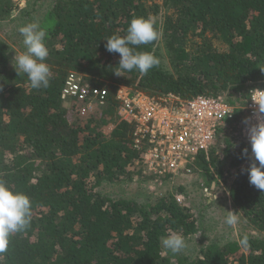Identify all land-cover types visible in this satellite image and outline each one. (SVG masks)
<instances>
[{"label":"trees","instance_id":"16d2710c","mask_svg":"<svg viewBox=\"0 0 264 264\" xmlns=\"http://www.w3.org/2000/svg\"><path fill=\"white\" fill-rule=\"evenodd\" d=\"M13 9L14 0H0V23L15 20ZM135 16L155 18L160 38L137 50L152 52L159 64L146 75L117 76L119 54L108 52L104 39L123 36ZM45 21L47 88L33 89L26 74L16 73L14 49L0 38V179L32 204L31 222L10 238L5 264H264V192L248 179L254 158L238 132L244 110L195 161L210 187L227 169H238L228 188L231 204L260 234L242 235V250L236 241L210 242L192 257L162 255V237L197 231L187 206L172 194L133 198L95 190L143 170L132 146L134 126L117 114V85L181 99L220 96L240 107L250 90L264 88V0H55ZM16 34L10 31L12 42ZM70 71L106 87V99L90 111L62 100Z\"/></svg>","mask_w":264,"mask_h":264},{"label":"built area","instance_id":"2783aa9c","mask_svg":"<svg viewBox=\"0 0 264 264\" xmlns=\"http://www.w3.org/2000/svg\"><path fill=\"white\" fill-rule=\"evenodd\" d=\"M83 78L78 72H68L60 97L80 102L84 110L90 111L95 103L106 99L108 90L85 83ZM113 98L118 104V116L134 126L132 146L140 153L143 175L156 181L192 174L197 157L213 146L218 129L232 120L237 111H245L238 132L246 144H250L249 126L264 121V113L259 112L255 102L264 108V88L250 90L243 107L229 104L220 96H153L123 85L116 86ZM174 197L179 204L184 200L181 194Z\"/></svg>","mask_w":264,"mask_h":264},{"label":"clouds","instance_id":"9594fccd","mask_svg":"<svg viewBox=\"0 0 264 264\" xmlns=\"http://www.w3.org/2000/svg\"><path fill=\"white\" fill-rule=\"evenodd\" d=\"M18 31L23 37L25 51L19 54L14 53L12 66L17 74L27 75L31 88H47L52 73L46 63L49 50L46 45L45 28L39 22L31 21L20 26ZM159 38L160 32L156 27L154 17H133L123 36L112 34L104 39L106 50L119 54L118 68L113 72L120 76L125 71L136 70L146 75L159 64V59L150 51L137 50L138 46L148 45ZM255 102L259 105V112L264 113V108L260 106V103ZM248 138L251 145L252 155L250 156L254 158V162L247 169L249 183L264 192V121L249 126ZM242 151L244 155H247V148ZM31 208L30 198L25 193L14 191L5 180L0 179V264H5V253L8 250L10 238L29 226ZM224 223L227 226L238 223L235 211L227 210ZM161 244L173 253H180L187 248V241L178 232L162 237ZM240 244L246 246L247 237H243Z\"/></svg>","mask_w":264,"mask_h":264},{"label":"rangeland","instance_id":"374dc122","mask_svg":"<svg viewBox=\"0 0 264 264\" xmlns=\"http://www.w3.org/2000/svg\"><path fill=\"white\" fill-rule=\"evenodd\" d=\"M154 1L160 2V0ZM54 2L55 0H14V9L10 17L15 20L9 23V18L4 23H0V38H4L8 41L7 43L12 45L15 54L23 52L19 47H24L22 42L23 37L20 34L17 36L20 26L31 21H37L45 28L46 32L50 29L51 24L49 23L48 25L45 17ZM14 28L17 32V38L15 42H12L15 37L10 35V31ZM83 81L88 84L90 82L86 78H83ZM215 154L221 156V150L218 149ZM250 158L253 157L250 156ZM225 168L227 167L225 166ZM237 171L238 169L236 168L227 169L223 174V178L218 179V184L216 185L213 182L211 187L205 183L204 172L195 166L192 174L172 181L168 179L156 181L140 173V175L128 181L122 179L110 184L101 183L95 187V190L104 195L129 196L133 198H155L167 196L168 194H172L173 196L181 194L184 197L181 205L187 206L194 218L198 219L196 223L197 231L191 236L184 237L187 241V248L182 252L173 253L162 247L161 253L162 255L171 253L175 257L180 254L192 257L196 255L201 247L210 242H215L221 247L226 243L236 241L240 246V250H242L243 247L240 244L242 235L250 234L254 237L258 235L257 232L252 231L248 227L245 220L234 209L230 201L228 188ZM210 200L211 202H209ZM227 210L235 211L238 223L232 226H227L224 223ZM261 235L264 237V233Z\"/></svg>","mask_w":264,"mask_h":264},{"label":"crops","instance_id":"0c3cea01","mask_svg":"<svg viewBox=\"0 0 264 264\" xmlns=\"http://www.w3.org/2000/svg\"><path fill=\"white\" fill-rule=\"evenodd\" d=\"M172 193H174V192L172 191Z\"/></svg>","mask_w":264,"mask_h":264}]
</instances>
